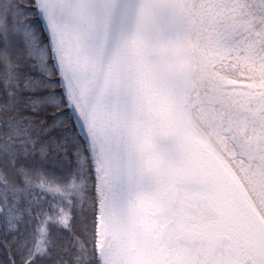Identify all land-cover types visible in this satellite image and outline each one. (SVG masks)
<instances>
[{"label":"snow or ice","instance_id":"obj_1","mask_svg":"<svg viewBox=\"0 0 264 264\" xmlns=\"http://www.w3.org/2000/svg\"><path fill=\"white\" fill-rule=\"evenodd\" d=\"M0 264H264V0H0Z\"/></svg>","mask_w":264,"mask_h":264},{"label":"trees","instance_id":"obj_2","mask_svg":"<svg viewBox=\"0 0 264 264\" xmlns=\"http://www.w3.org/2000/svg\"><path fill=\"white\" fill-rule=\"evenodd\" d=\"M4 258L3 254L0 253V260H2Z\"/></svg>","mask_w":264,"mask_h":264}]
</instances>
